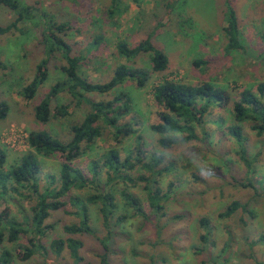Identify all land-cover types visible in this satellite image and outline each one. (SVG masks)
<instances>
[{
    "label": "rangeland",
    "instance_id": "rangeland-1",
    "mask_svg": "<svg viewBox=\"0 0 264 264\" xmlns=\"http://www.w3.org/2000/svg\"><path fill=\"white\" fill-rule=\"evenodd\" d=\"M168 1L140 0L138 6L134 0H122L115 6L111 0H21V5L29 8L30 18L0 34V102L10 107L7 118L0 120V144L8 153L6 169L17 165L30 150L28 136L32 131L44 130L68 142L71 127L81 123L91 110L89 104L78 103L66 90L51 106L53 115L57 107H68V114L53 117L48 124L36 120V106L52 87L67 79L63 70L68 66L66 52L49 54L45 36L50 24L68 25L59 37L70 46L69 56L81 59L79 74L99 84L109 82L121 65L151 71L149 54L129 60L118 53L117 46L122 41L136 46L153 32L154 44L169 57L167 71L152 73L144 87L128 79L106 94L80 90L91 102L122 96L121 105L129 102L130 111L118 125H129L133 133L117 142L116 131L103 126L97 144L76 160L88 177L92 176L91 169L99 166L98 189L91 180L88 188L71 195L86 199L100 192L110 193L117 205L110 229L104 226L101 204L89 206L95 235L76 236L83 242L78 264H100L103 239L111 264H264V136L258 137L250 122L243 124L244 160L242 148L229 133L233 102L240 99L244 89L256 90L264 82V0H179V9L166 20ZM227 4L239 18L244 52H227L228 39L223 31ZM113 9L116 13L111 17ZM16 18L11 10L0 6V28L10 26ZM98 38L101 41L97 44ZM44 60H48V78L35 98L27 100L24 88L36 77L37 66ZM198 60L208 64L196 67L193 62ZM166 80L195 86L215 84L228 92L231 102L226 108L212 109L206 121L215 123L194 126L199 140L185 142L182 134L161 136L152 126L162 124L160 117L166 111L156 104L154 90ZM163 137L179 142L165 148L160 143ZM110 150H116L123 160L129 156L138 160L137 167L126 172L127 181L111 179L103 166ZM39 159L40 191L44 193L56 186L50 177H58L62 161L59 155ZM140 176L149 178L151 184L156 181L155 187L162 190L159 211L152 208L147 184L138 179ZM20 192L24 196L10 192L0 212L8 209L28 233L15 243L6 240L0 249L13 253V264H75L69 250L56 254L50 245L55 239L69 237L64 232L66 225L80 222L77 208L67 199V206L51 212L46 234L33 248V234L27 225H31L37 195L26 189ZM124 192L138 201L142 215L126 203ZM235 201L248 205L250 212L239 209L230 218L221 217ZM202 219L208 220V230L201 225ZM26 248L33 249L34 255L20 261L19 255Z\"/></svg>",
    "mask_w": 264,
    "mask_h": 264
},
{
    "label": "trees",
    "instance_id": "trees-1",
    "mask_svg": "<svg viewBox=\"0 0 264 264\" xmlns=\"http://www.w3.org/2000/svg\"><path fill=\"white\" fill-rule=\"evenodd\" d=\"M113 5L118 6L122 0H111ZM179 0H169L166 4L167 18L171 19L174 10ZM140 6V0H134ZM0 6H4L11 10L16 15V20L6 28H0V34H6L20 22H24L29 17V8L21 5V0H0ZM228 11L226 13L227 26L223 29L225 32L228 45L227 52L246 51L244 35L240 30L239 18L235 9L227 4ZM116 11L111 10L110 15ZM165 26V22L160 23ZM68 25L57 26L50 24L47 29L45 40L50 47L49 54L52 55L56 51H65V58L68 66L64 67L67 79L64 82L57 83L52 87L47 97L35 108V117L41 124H48L53 117L66 116L68 107H57L55 115L52 114V101L61 92L68 91L71 96L80 103L85 101L90 105L91 110L85 116L84 120L71 127L72 139L64 142L53 136L47 131H32L28 136V145L30 150L20 157L19 163L10 169H6L8 153L7 150L0 144V206L3 200L10 192L24 196L20 189H26L37 195V203L32 206L31 210L33 217L31 225H27L33 234L30 240L31 247H36L38 238L46 234L48 225L46 221L51 215V212L58 211L67 206V199L77 208V215L80 217V222L77 224L66 225L64 227L67 238L55 239L50 247L56 254H61L64 250H69L71 256L75 259V264L82 260L80 250L83 247V242L76 238L78 235H95L91 226V216L89 206L101 204L100 213L103 217L104 226L110 229V219L113 215L116 203L114 196L110 193L105 194L100 192L97 195H91L86 199L72 196L73 191H82L90 186L91 180L95 184L97 190V176L99 174L98 167L95 165L91 169V177H88L85 172L76 165V160L79 159L87 150L92 149L97 140L102 137L103 126L113 128L115 140L120 142L123 137L130 136L131 127L129 125L119 126L118 121L129 113L128 103L121 105L122 96L115 97L112 101L91 102L88 101L80 90L87 93L106 94L113 91L119 85H122L128 79L136 80L139 87H144L150 80L152 73H164L168 70L170 60L168 55L156 47L153 42L154 33H150L149 37L141 41L136 46L131 47L127 42H119L117 46L118 53L127 59H136L141 55L149 54L151 62V71L142 69H132L126 65L119 66L111 80L104 84L92 83L83 78L79 74L80 61L79 58L69 56L71 48L59 37L60 33L66 32ZM59 33V34H58ZM100 38L96 40L98 44ZM194 66L201 67L208 64L207 61L198 60L193 62ZM48 60H44L37 66V74L33 81L24 88V98L33 100L40 86L48 78ZM155 102L158 106H162L165 113L161 114L162 124L152 126V130L161 136L169 134H182L185 142L199 140L196 135L194 126H202L207 122L206 118L216 107L226 108L231 102V96L221 87L212 83H204L199 86L190 85L182 82L163 81L154 90ZM10 111V107L6 102H0V120H5ZM233 125L229 127V133L235 138L236 142L242 148L243 159L245 160V136L243 133V124L251 123V130L258 137L264 136V82L256 86V90L246 88L240 93V99L233 102L232 113ZM139 140V139H138ZM179 141L177 139H169L163 137L160 143L163 147L168 148L174 146ZM59 155L61 158V166L58 177L52 176L51 184H56L54 187L47 188L44 193L40 191V179L42 174V164L40 156L51 157ZM140 155L143 152L140 151ZM134 160V161H133ZM139 164L137 159L126 157L124 160L120 158L116 150H110L103 160V166L107 168L111 174V179H121L127 181V171L134 170ZM140 181L146 182V190L149 192L151 206L155 211H159L162 206L159 203V195L162 193L160 188L155 187L157 182L147 177L140 176ZM244 185V184H242ZM245 186V185H244ZM126 203L135 208L140 215L143 213L142 207L138 201L130 194L124 192ZM239 209L244 212H250L248 205L239 202H233L225 212L221 213V217L230 218ZM203 228L208 230L209 222L206 219L200 221ZM28 229L22 227L16 219L11 217L8 209L0 212V247L8 240L11 243L17 242L22 235H26ZM210 233L207 232V236ZM206 238V236L202 237ZM104 253L100 255V264H111L109 259V247L106 244V239L101 240ZM43 251L45 247H42ZM34 255L31 248H26L25 252L19 255L20 261H27ZM14 255L9 250L0 249V264H13Z\"/></svg>",
    "mask_w": 264,
    "mask_h": 264
}]
</instances>
